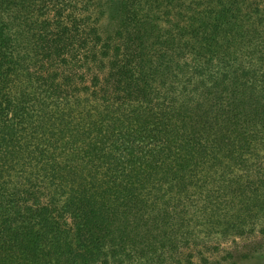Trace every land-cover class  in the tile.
<instances>
[{"label": "trees", "instance_id": "trees-1", "mask_svg": "<svg viewBox=\"0 0 264 264\" xmlns=\"http://www.w3.org/2000/svg\"><path fill=\"white\" fill-rule=\"evenodd\" d=\"M196 260L264 264V0H0V264Z\"/></svg>", "mask_w": 264, "mask_h": 264}, {"label": "rangeland", "instance_id": "rangeland-1", "mask_svg": "<svg viewBox=\"0 0 264 264\" xmlns=\"http://www.w3.org/2000/svg\"><path fill=\"white\" fill-rule=\"evenodd\" d=\"M228 244H230V242L228 241V242H222V245L221 246H226V245H228ZM196 264H200V262L198 261V260H196Z\"/></svg>", "mask_w": 264, "mask_h": 264}]
</instances>
